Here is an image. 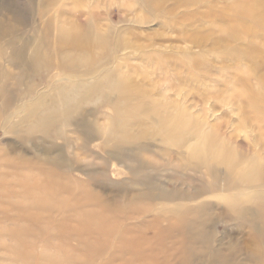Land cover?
<instances>
[{
  "label": "rangeland",
  "instance_id": "1",
  "mask_svg": "<svg viewBox=\"0 0 264 264\" xmlns=\"http://www.w3.org/2000/svg\"><path fill=\"white\" fill-rule=\"evenodd\" d=\"M61 1L54 8L45 9L44 6V17H41L37 0H0V19L10 21L19 38H31L39 22L48 20L58 27L65 24L90 27L92 39L103 40L108 46L105 57L93 44L83 52L61 51L63 57L69 58L68 62L71 56L92 60L91 64L80 69L81 74L88 66L93 69L87 70L94 74L87 75L86 79H98L110 73L109 80L112 81L122 74L128 86L130 99H127V105H131L128 107L131 110L146 107L168 118L182 113L199 130L216 132L227 147L238 153L241 166L256 160L264 168V103L261 113L260 106H253L260 101L256 99H264V18L261 9H255L252 15H246L241 20L237 17L243 11L254 9L252 0ZM11 54L0 49V81H4L11 92L17 90L19 94L6 115L0 106V175L6 181H0V196L5 197L11 187L18 186L14 182V173L6 168L18 156L28 158L33 163H42L56 159L58 153L62 152L73 165H64L60 172L69 179L68 192L45 197L47 204L52 206L43 207L40 219H45L49 227L45 229L43 222L34 223L35 231H42L32 246L35 255L29 257L24 245L1 237L0 264H125L117 258L116 262L110 259V254L118 253V246L115 239L106 234L84 242H76L75 236L70 235L69 226L74 225L77 219L75 213L80 208L77 203L79 189L74 184L95 181L98 187L91 186V191L106 200L111 208L122 212L126 205L120 189H143L134 184V178L123 163L111 161L108 167L102 166L106 158L99 148L102 141H94L85 147L71 127L64 129V140H57V147L39 137H34L31 142L22 134H15L11 127L23 119V110L36 108L42 112L45 108L50 109L58 99L56 93L66 85L63 78L70 75L54 68L40 73L27 71L22 66L20 68L23 70H18L8 62V59L18 60L17 56ZM56 63L53 61V65H58ZM82 64L86 65L85 61ZM84 106L82 117L87 119L91 116L98 126L106 123L105 118L112 117V110L106 104ZM17 111L19 113H15ZM144 121L134 119L127 129L134 138V145L148 148L140 156L163 171L159 172V181L155 183L156 194L167 192L179 196L175 202L182 203V197L201 189V181L210 180L205 169L189 165L190 149L196 143L191 139L193 133L191 131L187 141L169 142L170 134H158L149 122ZM217 169L222 176L225 166L218 165ZM24 173L26 177V171L20 174ZM25 182L23 179L22 183ZM16 191L19 192V187ZM37 195L36 198H44L43 194ZM204 201L218 205L214 208L218 211L212 225L217 241L214 247L221 248L219 240L223 238L225 230H230L232 236L227 237L224 243L235 239L240 248L251 250L256 239L253 231L247 226L236 228L233 222L221 221L219 212L224 206L218 199L208 197ZM153 204L171 203L156 200ZM106 211L108 209L105 207L100 209L101 213ZM85 212L97 214L99 210L90 208ZM46 214L52 215L50 220ZM108 214L104 213L103 216L107 218ZM129 214H116L119 215L116 234L121 233L125 239L134 241L138 236L148 238L153 235L148 225H152L155 219L164 220L162 227L174 221L169 215L165 218L164 213L157 209L146 214L140 210L134 211L128 220ZM60 215L68 220L66 226L63 225L64 229H59L61 226L56 222ZM52 226L56 229H52ZM7 229L11 230L12 226ZM73 232L77 234L78 231ZM150 238L157 241L156 237ZM42 243L48 244L46 249L42 248ZM89 243L91 248H86ZM14 249L18 254H14ZM42 251H46L45 257L40 254Z\"/></svg>",
  "mask_w": 264,
  "mask_h": 264
},
{
  "label": "bare ground",
  "instance_id": "2",
  "mask_svg": "<svg viewBox=\"0 0 264 264\" xmlns=\"http://www.w3.org/2000/svg\"><path fill=\"white\" fill-rule=\"evenodd\" d=\"M60 1L37 0L36 6L41 9L40 14L42 15L39 16L44 17V6L45 9L54 8L60 5ZM252 3L254 9L241 12L237 15L239 20L246 15H252L255 9H261V15L264 18V0H252ZM9 22L0 19V49L10 51L13 53L11 56L18 57L17 62L8 59L13 68L21 70L22 66L26 67L27 71L39 73L48 72L54 68L55 70L62 69L61 73L67 72L70 75L63 78L66 85L56 93L58 99H55L54 107L45 108L42 112L36 108L23 110V119L11 127L15 134L20 133L23 138L31 142L34 137H39L52 144L53 147H57L56 141L64 140V129L71 127L82 139L85 147L94 141H102L99 148L106 156L102 166L108 167L111 161L123 163L134 178V184L143 189L136 190L127 187L120 189L126 205L122 212L111 208L106 204V200L91 191V186L98 187L95 181L76 182L74 185L79 189L77 203L80 208L75 213L74 217L77 219L74 225L69 226L68 229H71L70 235L75 236L76 242L94 240L93 237L106 234L109 238L115 239L120 254L118 256L117 252L112 253L109 256L110 259L116 262L115 258H117L119 262L125 264H264V168L261 163L250 160L241 166L238 153L227 147L216 132L207 133L199 130L198 126L191 119L184 118L182 113L177 117L168 118L161 117L146 107L131 110L128 108L131 105H127V99H130L127 94L128 86L122 74L117 75L112 81L109 80L110 73L98 79H86L87 75L94 74L87 70L93 71V69L88 66L89 68L82 74L80 69L82 66L91 64L92 60L71 56L68 62L69 58L63 57L61 51L69 49V51L83 52L84 49H88L87 46L93 44L92 46H98L96 50L105 57L108 46L103 40L92 39L90 27L82 28L74 24L58 27L48 20L39 22L40 25L36 26L31 38H19L15 35V28ZM82 60L86 65L82 64ZM53 61L58 65H53ZM17 83L20 82L17 81ZM18 96L17 90L11 92L9 86L4 81H0V106L4 115L11 111ZM91 100L94 101L91 102ZM256 100L260 101L254 103L253 106H260L259 113H261L264 99ZM256 100L253 99V101ZM98 103L106 104L112 110V117L105 118L106 123L102 126H98L94 118L91 120V116L87 119L82 117L81 113L85 104ZM134 119L139 122L144 120V122H149L151 128L158 134H170L169 142L186 140L190 138L192 131L193 138L191 139L196 143L190 149L189 165L192 168L205 169L210 180L201 181V189H196L195 193L182 197L180 200L182 203L175 202L179 196L167 194L166 191V193L156 194L155 183L159 181V172L163 171L140 156V153L148 148L140 144L134 145V138L129 135L127 128ZM66 164L73 165L62 152H59L56 159L42 163H33L28 158L18 156L17 160L6 167L14 173V182L18 184L19 192L16 191L17 187H11V191L7 192L5 197L0 196V204H2L0 207V240L1 237L12 239L27 248L29 257L35 255L32 246L36 244L42 231H35L34 223L43 222L45 229L49 227L45 219H40L43 207L52 206V204H47L45 197L58 192L67 193L70 189L68 177L60 173ZM218 165L225 166L222 176L217 169ZM23 171L27 172L26 177H24L25 173L20 174ZM23 179L25 183H22ZM0 181L6 182L1 175ZM37 194H43L44 198H36ZM208 197H214L222 202L224 207L219 212L221 221L233 222L236 228L247 226L253 231L256 239L251 250L245 251L240 248L241 245L235 239L224 243L227 237L232 236L230 230H225L223 238L219 240L221 248L214 247L217 241L212 225L215 223L213 218L218 211L214 208L218 205L205 202L204 199ZM156 200L171 204L157 206L153 204ZM104 207L109 212L101 213L100 209ZM90 208L98 209L99 213L85 212ZM156 209L164 213L165 218L169 215L174 220L166 227H162L164 220L161 218L155 219L152 225H148L153 233L150 237H156L157 241L154 242L153 238L144 236H138L134 241L125 239L121 233L116 234V219L119 216L116 214L130 212L127 217L129 220L130 215H134V211L140 210L146 214ZM104 213H109L107 218L103 216ZM46 215L50 220L52 215ZM56 222L61 226L59 229H64L63 225L66 226L68 220L61 216ZM8 226H12V229H7ZM52 229L56 227L52 226ZM73 230L78 231L77 234H74ZM46 245L48 244L42 243V248L46 249ZM149 247L151 250H148ZM86 248H91L90 243ZM42 252L40 254L45 257L46 251ZM14 254H18L15 249Z\"/></svg>",
  "mask_w": 264,
  "mask_h": 264
}]
</instances>
